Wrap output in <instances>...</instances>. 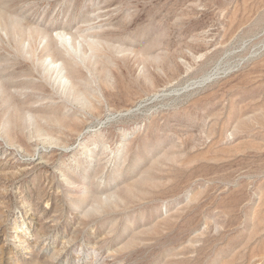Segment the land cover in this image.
Returning a JSON list of instances; mask_svg holds the SVG:
<instances>
[{
  "label": "rangeland",
  "instance_id": "1",
  "mask_svg": "<svg viewBox=\"0 0 264 264\" xmlns=\"http://www.w3.org/2000/svg\"><path fill=\"white\" fill-rule=\"evenodd\" d=\"M0 264H264V0H0Z\"/></svg>",
  "mask_w": 264,
  "mask_h": 264
},
{
  "label": "bare ground",
  "instance_id": "2",
  "mask_svg": "<svg viewBox=\"0 0 264 264\" xmlns=\"http://www.w3.org/2000/svg\"><path fill=\"white\" fill-rule=\"evenodd\" d=\"M61 35V34H60ZM87 152H91L89 149H87ZM22 225H25L27 222L24 220L22 222ZM29 224L27 226H22L20 232L22 233V235H16L17 236V240L20 241V244H22L23 242H25V239L23 238V235L26 236L29 234V231H27V228H29ZM22 237V238H21Z\"/></svg>",
  "mask_w": 264,
  "mask_h": 264
}]
</instances>
